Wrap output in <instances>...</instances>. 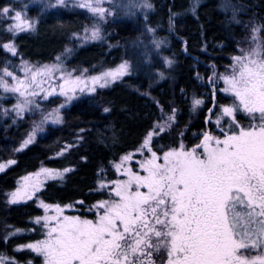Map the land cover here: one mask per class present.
<instances>
[{
    "label": "trees",
    "instance_id": "obj_1",
    "mask_svg": "<svg viewBox=\"0 0 264 264\" xmlns=\"http://www.w3.org/2000/svg\"><path fill=\"white\" fill-rule=\"evenodd\" d=\"M148 1L152 7L145 16L104 22L100 38L81 45L75 37L97 19L77 8L43 11L34 31L12 37L0 26V69L11 59L16 61L2 47L9 38L17 55L34 64L53 62L71 46L63 59L65 67L75 72L96 74L124 60L134 66L122 80L66 108L59 125L49 126L22 150L31 119L0 116V163L15 161L0 172V257L22 264L43 262L41 256L19 248L39 240L34 220L43 210L34 200L12 206L5 202V193L14 190L22 176L42 166L71 169L64 179L47 182L38 197L49 204H77L81 216L94 218L88 209L110 196L100 190V181L117 177L112 164L138 148L172 109H176L175 125L154 140L155 152L177 146L181 139L193 144L200 133L214 128L207 122L213 103L216 113L233 103L231 97L211 94L209 82L231 63L254 25L264 28V0ZM12 3L0 0V8ZM193 97L205 100L198 114ZM57 102L46 104L52 108ZM235 115L239 124L249 126L247 115L240 111ZM16 230L20 231L13 234ZM153 258L163 264L166 254L161 251Z\"/></svg>",
    "mask_w": 264,
    "mask_h": 264
},
{
    "label": "snow or ice",
    "instance_id": "obj_2",
    "mask_svg": "<svg viewBox=\"0 0 264 264\" xmlns=\"http://www.w3.org/2000/svg\"><path fill=\"white\" fill-rule=\"evenodd\" d=\"M106 2L110 0H81L78 6L87 8L97 21H102L109 11L103 6ZM58 3L64 5L65 0ZM142 7L152 5L145 0ZM0 16L15 22L6 29L14 34L35 30V21L23 16L21 11L5 6L0 8ZM260 31L259 27L252 28L250 47L240 49V54L232 58L231 72L218 77L225 85L221 91L234 97L233 103L223 106L220 113L231 121L230 134L225 133L220 139L205 133L196 147L186 149L180 144L160 156L153 151L151 143L175 122V109H172L163 123H157L148 132L139 150L141 155L145 151L150 153L140 162L146 175L126 167L132 155H125L114 167L127 178L100 181V190L110 189L109 195L115 199L95 205L99 213L95 221L63 215L61 207L56 205L55 215L34 220L46 229L45 238L23 248L42 256L43 264H156L154 254L162 250L166 253L163 264H264V38ZM99 37L100 29L94 26L89 38ZM2 47L16 55L14 44L6 43ZM128 69V64L122 63L114 71L91 77L90 83L89 79L62 74L59 94L70 101L77 89L95 92L97 84L106 87L110 80L114 82L127 75ZM22 70L24 79L7 67L0 69V89L17 95L18 102L13 108L17 115L30 111L32 106L39 107L30 97L46 91L43 98L47 99L56 92L52 87L45 90L44 80L38 77H51L53 72L60 71V65L36 68L24 64ZM210 82L214 84L216 80ZM202 103L201 99H194L193 108ZM237 111L250 118L247 128L236 120ZM50 117L52 123L61 122L58 110L44 116L21 150L34 141L37 131L43 130ZM216 123L219 125L221 119ZM197 148L201 151L197 152ZM14 163L9 161L8 165ZM8 165L0 164V172ZM68 171L71 169L64 170ZM42 173L46 178H63L62 173L52 169H42ZM35 175L39 177L41 173ZM24 179L28 181L31 177ZM42 183H22L10 194L9 203L32 199ZM41 206L46 211L53 207L43 202ZM0 264L15 262L0 257Z\"/></svg>",
    "mask_w": 264,
    "mask_h": 264
},
{
    "label": "rangeland",
    "instance_id": "obj_3",
    "mask_svg": "<svg viewBox=\"0 0 264 264\" xmlns=\"http://www.w3.org/2000/svg\"><path fill=\"white\" fill-rule=\"evenodd\" d=\"M144 2H145V0H110V2H106L103 6L106 9H108L109 11L105 14V18L102 21H97L96 24L92 25L91 27H87L82 34L76 36L75 37L76 40H74L75 43L81 45V44H85V43H89V42H93V41L98 40L100 37L98 39H90L89 38L90 37V31H91V29L94 26H98L99 29H100V36H101V24L104 23V22H108L109 20H113V19L118 20V19H121V18H130V17H133L135 15H137V16L138 15L139 16H145L151 10V8H144V7H142V5L144 4ZM80 3H81V0H65V4L64 5L59 4L58 3V0H13V3L10 6H8V7L10 9L15 10V11H21V13H22L23 16L27 17L28 19H30L32 21H35V25H36L37 16L41 12L46 11V10H49V9H53V8H56V7L77 8V9H80V10H84V11L88 12L89 14L93 15L90 11H88L87 8L79 7L78 5ZM147 3L151 4L148 0H147ZM130 4H135L136 7L130 8L129 7ZM232 15L235 16L234 13H232ZM13 23H15V22L12 21V20H10V19H8V18H6V17H4V16H0V26L3 28L4 33H6L8 36L10 35V37L17 35V34H14V33L9 32V31L6 30ZM253 27H259V28H261V31H260L259 35L262 38H264V28L262 27V25L257 24V25H254ZM252 28L248 32L246 38L243 40L242 45L239 47L238 53L236 55H239L240 54V49H248L250 47V44H251V36L253 34L252 33ZM86 30H88V31H86ZM26 32H28V31H26ZM21 33H23V32H21ZM152 41L154 42V40H152ZM6 43H12V44H14L11 38H9L8 40H6L3 43V45L6 44ZM154 45L156 47V43L155 44L153 43V46ZM143 46L145 47V45H143ZM14 47L16 49V46L15 45H14ZM70 49H71V46L66 49L65 53L62 56L59 57L60 58L59 61L56 59L53 62L45 63V64H34V63H31V62H29L27 60H24V59L20 58L17 55V49H16V55H12V53H10V52H8L7 50L4 49L5 52L8 54V56H9L10 59L11 58H15V60H16V61H13L11 59L13 61L12 62L9 59L10 61L7 62V64L5 65V67H7L9 71H12L16 76H18V77H20L22 79L25 78V73L22 70V67H23L24 64H28V65L34 66L36 68L42 67L44 65H55V64H59L60 65V71L53 72V74L51 75V77H38V79H43L44 80L43 88L45 90H47L49 87H52V88H55L56 89V92L54 94L48 96L47 99H44L43 98L46 95V91L45 92H41L39 96L30 97L31 99L35 100V103L37 105H39V107L37 108L35 106H32V109L30 111H25L21 115H17L16 112L13 111L14 106L18 102L17 95L16 94H12V93H5L2 89H0V116L10 117V118L15 119V120L16 119H23V118H26V117H28V118L31 119V124H30L29 131L25 135V137L23 139V142L32 133V131L35 128V126L36 125H39L41 123V121H42V119H43L44 116H46V115H48L50 113H56L57 110H58V115L60 116L61 122H62L63 111L66 108H68L69 106H71L76 101H78L80 99H83L85 97H90V96L94 95L97 91H99L101 89H104V88H107V87L111 86L112 84H114L115 82L122 80L124 77H126L128 74H130V72L133 70V67H134L132 61H130V60H124V61H122L120 64L126 62L128 64V66H129L128 74L127 75H124L122 77L117 78L114 82L110 80V82L108 83V85L106 87H103V88L99 87V85L97 84L96 85V91L95 92H90L87 89H85V91L81 92V91H79V89H77L76 92L74 93V97L75 98H73V99H71L69 101L65 95H60L59 94V91H60L59 85L63 83V81L60 79V76L62 74L65 75V76H67L70 73L73 77L79 76V77H82L84 79H89V83H90V78L91 77H93V76H101L105 72L114 71L120 65L119 64V65H117L116 67H113V68H107V69L103 70L102 72L96 73V74H89V73H87L84 70L75 72V71H72V70L67 69L65 67V65H64V59L63 58L66 57V55L68 54V52H69ZM232 58H231V63L228 66H226L224 68V70L220 74L219 73H215V75L213 76V78L210 79V81L213 80V79L216 80V82L214 84L211 83V82H209L210 83V93L211 94L217 95V93H221L222 95H224L226 97H231V98L234 99V97H232L231 95H228L225 92L221 91V89L224 88L225 85H224V82L222 80H219L218 79L219 76L224 75V74H229L231 72V66L233 64V59ZM143 61L147 63V61H145V60H142V61L141 60H137V62H139L140 64H143ZM165 64L168 65V66L170 65L168 63V61H166ZM140 66L141 65H139V67ZM5 67H3V68H5ZM3 68H1V69H3ZM6 79H8L10 83H14V81H12L11 78H7L6 77ZM54 99H58V102H57L58 104L55 105L52 108H49L46 103H49L50 101H52ZM194 99H201L203 101V103L200 106H198V107H196L194 109L195 113L198 114L199 111H200V109L204 107V101L205 100L202 97H193V100ZM215 104H216V102L213 103V106H211L210 110L207 112V122L213 124L214 128H207L206 130H204L202 133L199 134V136L196 138L195 142L193 144H191V145L187 144L184 140L181 139L179 141V144L177 146L169 147V148L165 149L161 153H158V152H156V153L158 155L162 156L164 152L168 151L169 149L178 148V146L180 144H183L186 149H191L196 144H198L201 141V139L203 138V136L205 135V133H208V132L211 133L212 136L219 137L220 139H223L224 138V134L225 133H229L230 134L231 131H232V129L229 128L228 125L231 123V121L229 120V118H227V117H221V115H220L221 108L223 106H230V105H223V106H221L220 107V112L216 113V111H215ZM61 105H63V107H61ZM170 114H172V113H170ZM170 114H168V115H170ZM218 118L221 119V123L219 125L216 123V121H217ZM175 122H176V109H175ZM175 122L172 123L171 127L167 131H165V132H169L174 127ZM60 123H52L51 122V117H50L49 118V121L43 124V130L42 131H37L34 141L39 136L43 135L44 132L46 131V129L49 126H56V125H59ZM159 123H163V121H161ZM239 125L241 127H244V128H247L248 127V126H243L242 124H239ZM221 128L224 129V132L223 133L221 132ZM165 132H163V133H165ZM181 135H183V134H181ZM159 136L160 135L155 136L153 138L152 143H151L152 149H153V146L152 145H153L154 140L157 137H159ZM34 141L32 143H34ZM23 142H22V144H23ZM32 143H30V144H32ZM30 144H28L27 146H29ZM142 144H143V142L141 143V145L138 148H136L135 150H133L131 152H128V153L122 155L117 161H115L112 164V168L114 169V171L116 172V175H117L116 179H114V180H123V179H126L127 178V177L121 175L119 172H117L116 168L114 167L115 164H118V163L121 162V158L124 157L125 155H132V160L126 163V165H125L126 167L130 168L135 173H138L140 175H146V173L140 167V162H142L145 159V157H149L150 156V153L147 152V151H145L143 155L140 154L139 150H140ZM26 147H24V148H26ZM200 151H201V149H197V152H200ZM8 162L9 161H5V162H1L0 164H6V165H8ZM159 162L162 163V160L159 161ZM11 165L12 164L8 165L6 168H8ZM45 168L46 169L56 170L57 172L62 173L63 174V178L62 179H64V177L67 174V172L66 173L64 172L65 169H54V168L42 166L38 170H36L34 172H31V173H28V174L22 176L21 178H19L18 181H17V184H16L15 189L12 190V191H8V192L5 193V202L9 206L16 205V204L9 203L10 194L12 192L16 191L18 188H20L21 185H22V183L33 184V183H36L37 181H42L43 183H42V186H41L40 190L36 192L35 196L32 199H29L26 202H29V201H32V200H34L36 202V205L43 210V214L40 217H43L45 215H55L56 214L55 206L58 205V204H49V203H46L41 198L38 197V194L45 187V185L47 184V182H49L51 180H62V179L61 178H57V179L46 178V176L42 173V169H45ZM121 171H123V169H121ZM37 173H41V175L39 177H37L35 175ZM25 177H31V179L28 180V181H25V179H24ZM114 180H110V181L103 180V181H105L107 183V182H111V181H114ZM99 185H100V183H99ZM104 190L106 192H108V193L110 192V189H108V188H105ZM141 190L142 191H146V189H141ZM108 199H115V197L114 196H111V197L109 196ZM108 199H106V200H108ZM26 202H21V203H26ZM41 202H43L44 204L53 206V207L50 208V209H48L46 211L45 208H43L41 206ZM21 203H17V204H21ZM96 204H94L91 208L88 209V212L95 214V217L94 218H89V217L81 216L78 213L79 209L77 208V204H67V205H59V206L61 207V209L63 211V215H66V216H75V217H80L82 219H89V220L95 221L98 218V215H99V213L97 212L96 207H95ZM52 223L54 224L55 222H52ZM36 225L39 228V233H40L39 240H42V239L45 238L44 237V233H45L46 229L43 228L41 226V224H36ZM19 248L21 250L22 249H26V248H23V246H21ZM8 261H14L15 264H22V263L16 262L14 259H10ZM42 261H43V257H42ZM42 264H43V262H42Z\"/></svg>",
    "mask_w": 264,
    "mask_h": 264
},
{
    "label": "water",
    "instance_id": "obj_4",
    "mask_svg": "<svg viewBox=\"0 0 264 264\" xmlns=\"http://www.w3.org/2000/svg\"><path fill=\"white\" fill-rule=\"evenodd\" d=\"M209 133V132H208ZM211 134V133H210ZM212 135V134H211ZM204 137V136H203ZM202 141H203V138L201 139V141L198 143V144H201L202 143ZM198 144H196V145H198ZM196 145L194 146V147H196ZM193 147V148H194ZM197 149H199V148H197Z\"/></svg>",
    "mask_w": 264,
    "mask_h": 264
}]
</instances>
